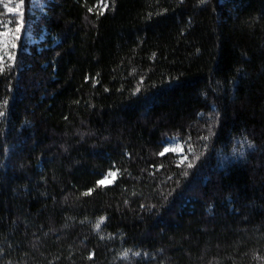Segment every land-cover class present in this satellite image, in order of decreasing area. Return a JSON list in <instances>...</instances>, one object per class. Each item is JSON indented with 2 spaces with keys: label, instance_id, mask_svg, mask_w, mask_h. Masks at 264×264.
<instances>
[{
  "label": "trees",
  "instance_id": "trees-1",
  "mask_svg": "<svg viewBox=\"0 0 264 264\" xmlns=\"http://www.w3.org/2000/svg\"><path fill=\"white\" fill-rule=\"evenodd\" d=\"M26 21L43 38L0 63V264H264V0Z\"/></svg>",
  "mask_w": 264,
  "mask_h": 264
},
{
  "label": "rangeland",
  "instance_id": "rangeland-1",
  "mask_svg": "<svg viewBox=\"0 0 264 264\" xmlns=\"http://www.w3.org/2000/svg\"><path fill=\"white\" fill-rule=\"evenodd\" d=\"M17 3H19V0H0V6H2L1 11H3L4 15L6 16L2 20H0V32L8 33V35L0 37L1 64L7 61L11 62L14 60L15 50L18 47L19 43H34V42H38L39 40H41V38H43L42 36L34 37L33 33L27 29L26 16L27 15L30 16L34 14V11H39L43 13L45 11V8L47 7V0H28L27 5L25 0L24 5L21 8V11H23L24 13L25 24L20 33H15V21L19 19V16L16 13H9L7 9L4 7V4H7L8 7H15ZM9 21H12V23H9ZM5 25H7V27H5ZM15 35H19L20 39L16 40L14 38ZM13 44H15L16 46L13 47ZM163 145L164 147H170L175 149V151H171V152L178 155L179 161L182 158V156H185L182 144L177 139L167 138L163 142ZM240 145L242 146V148L244 147V149L249 148V144L246 140L242 141ZM240 150L241 148L239 149V151ZM109 172H115V171H109ZM108 173L104 175V177L108 176ZM109 181L113 182L114 181L113 177L108 176V180H106L103 185L110 184Z\"/></svg>",
  "mask_w": 264,
  "mask_h": 264
},
{
  "label": "snow or ice",
  "instance_id": "snow-or-ice-1",
  "mask_svg": "<svg viewBox=\"0 0 264 264\" xmlns=\"http://www.w3.org/2000/svg\"><path fill=\"white\" fill-rule=\"evenodd\" d=\"M24 2H25V0H19V3H17L15 5V7H8L7 4H4V7L7 9V11L9 13H16L19 16V19L15 21V33H20L21 30H22V28L24 27V24H25L24 13H23V11H21V8L24 5ZM201 2L203 3V2H205V0H201ZM106 6L107 5H105V7ZM89 11H91V9H89ZM9 23H12V21H9ZM5 27H7V25H5ZM5 35H8V33L0 32V37L5 36ZM14 38L16 40H19L20 39V36L19 35H15ZM15 46L16 45L13 44V47H15ZM2 70H3L2 67H0V71H2ZM141 83H142V81H141ZM137 91H139V88H137ZM5 103H7V102L5 101ZM4 114H5L4 111L0 110V116H3ZM205 139H207V137H205ZM177 147H179V146H177ZM171 151H175V149L170 148V147H163V151H161L159 153V155L160 156H164L165 153H168V152H171ZM186 159H187L186 156H182V158L180 159V161H179V163H178L177 166L179 167L180 165H182ZM187 167L191 168L192 167V164L189 163L187 165ZM184 174L187 175V173H184ZM108 176H111V177H113V179H115V177L117 176V173L116 172H109L108 173ZM108 176H105L103 179L97 181V184L98 185H103L105 183V181L108 180ZM111 182L112 181H109V183H111ZM88 194L89 193H85V195H88ZM102 222H103V218H101V221H99L96 224V228L97 229H99L100 224ZM136 254L138 255V253H136ZM126 257H127V252H125L123 254V257L122 258H126ZM89 258H91V257H89Z\"/></svg>",
  "mask_w": 264,
  "mask_h": 264
}]
</instances>
